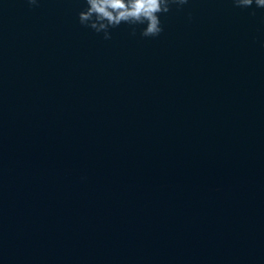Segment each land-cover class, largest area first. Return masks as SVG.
Masks as SVG:
<instances>
[{
  "label": "water",
  "instance_id": "water-1",
  "mask_svg": "<svg viewBox=\"0 0 264 264\" xmlns=\"http://www.w3.org/2000/svg\"><path fill=\"white\" fill-rule=\"evenodd\" d=\"M85 7L0 0V264H264V8Z\"/></svg>",
  "mask_w": 264,
  "mask_h": 264
},
{
  "label": "clouds",
  "instance_id": "clouds-1",
  "mask_svg": "<svg viewBox=\"0 0 264 264\" xmlns=\"http://www.w3.org/2000/svg\"><path fill=\"white\" fill-rule=\"evenodd\" d=\"M29 6L38 4V0H26ZM189 0H84L86 7L79 11L78 22L95 33L103 34V39H111V29L121 24L129 25L131 35L135 36L140 28V36L155 38L163 32L161 14L171 11V5L178 8ZM234 7L264 8V0H232ZM252 14H255L254 12Z\"/></svg>",
  "mask_w": 264,
  "mask_h": 264
}]
</instances>
